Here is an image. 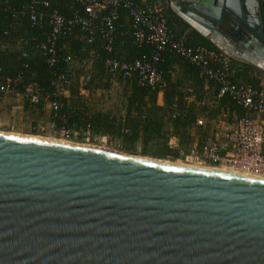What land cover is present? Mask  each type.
<instances>
[{"label":"water","instance_id":"obj_1","mask_svg":"<svg viewBox=\"0 0 264 264\" xmlns=\"http://www.w3.org/2000/svg\"><path fill=\"white\" fill-rule=\"evenodd\" d=\"M170 2L264 59V0ZM0 264H264V178L0 133Z\"/></svg>","mask_w":264,"mask_h":264},{"label":"trees","instance_id":"obj_2","mask_svg":"<svg viewBox=\"0 0 264 264\" xmlns=\"http://www.w3.org/2000/svg\"><path fill=\"white\" fill-rule=\"evenodd\" d=\"M29 1L0 0V80L11 78L16 82V90L20 93L25 92L30 82H36L40 88L41 99L33 103L28 97H24L25 108L34 112L43 111L47 103L58 101L60 109H51L56 128L90 130L102 135L123 137L125 141L132 143L139 140L144 146L157 141L165 147L162 157L174 153L175 157H179L177 151L181 147L189 152L198 138V147L202 148L214 136L213 121L225 118L223 120L231 125L236 118L245 114V110L238 106L229 94L220 95L221 86L212 80L208 81L200 67L168 48L161 51L160 59L155 63L162 75L161 87L153 89L140 86L136 80L118 77L116 79L125 82V115L101 110L93 112L89 101L80 94V76L84 72L80 74L81 69L79 72L73 71L72 61L77 58L81 65V61L94 52L92 77L84 88L90 91L108 89L114 78L107 68L106 60L114 56L122 58L116 52L117 43L124 42V48L130 55V58L125 59L152 60L156 46L139 45L135 41L132 21L128 16L129 27L123 26L122 13L116 23L113 52L109 53L105 49L106 41L101 38L100 32H97L94 41L88 44L81 29L76 27L70 35L60 39L58 47L61 58L56 65L50 66L41 49L42 44L46 42L45 34L49 30L47 13L56 9L70 18L77 13L84 14L85 9L81 3L74 0H47L50 6H42L46 14L38 25H32L26 13H20L13 18V11L19 12ZM162 3L168 27L177 40H183L188 46L205 45L219 51L210 37L197 31L173 10L170 0H162ZM262 14L264 22V3ZM19 40L21 49L28 53L26 58L21 56L22 50L16 46ZM69 54L73 57L71 62L63 59ZM231 68L234 71V80L255 86L261 83L260 77L264 76L263 71L247 63L236 67L231 60ZM60 73L72 80L66 87L70 91V97L59 94L53 83ZM160 95L162 101H158ZM208 101L215 103L209 106ZM202 114L207 117V121L197 125V120ZM193 127H196L197 135L190 131ZM172 137L178 139L179 150L169 147L168 143Z\"/></svg>","mask_w":264,"mask_h":264},{"label":"built area","instance_id":"obj_3","mask_svg":"<svg viewBox=\"0 0 264 264\" xmlns=\"http://www.w3.org/2000/svg\"><path fill=\"white\" fill-rule=\"evenodd\" d=\"M74 1L84 6V14L77 13L67 18L56 9L47 13L49 30L45 34L46 42L42 44L41 49L47 56L50 66L56 65L61 58L58 47L60 39L66 38L76 27L81 29L83 38L88 44L92 43L96 33L100 32L101 38L106 41L105 49L109 53L113 52L116 23L122 13H125L132 21L135 41L139 45H155L156 50L152 60L125 59L117 56L108 58L106 65L112 77L136 80L140 86L156 89L163 85L162 75L155 65L160 59L162 50L168 48L188 59L202 69L208 81L212 80L221 86L220 95L229 94L233 101L245 110V114L236 118L231 124L232 127L226 132L219 133L216 129L214 136L196 152L197 157L204 164L229 166L264 177V76L260 77L261 83L258 86L236 81L231 68L232 54L227 50L217 44L219 51L205 45L188 46L183 40H177L168 27L163 3L160 0ZM42 6L49 7L50 2L30 0L19 12L13 11L12 17L26 13L32 25H38L46 14ZM20 45L19 40L16 46L21 49ZM21 56L28 57L27 51L22 50ZM94 58L95 54L92 52L90 57L81 61L84 69V73L80 76L82 87L91 80ZM63 59L71 62L73 57L69 54ZM53 83L57 92L64 94L72 80L60 73ZM6 95L28 97L33 103L41 99L40 88L36 82H30L25 92L20 93L16 90V82L11 78L0 80V96ZM49 105L54 111H58L61 107L58 101L50 102ZM204 122L203 118L198 119L200 125ZM51 127L56 130L55 123H52ZM60 132L67 139H71L75 133L66 127H62Z\"/></svg>","mask_w":264,"mask_h":264},{"label":"rangeland","instance_id":"obj_4","mask_svg":"<svg viewBox=\"0 0 264 264\" xmlns=\"http://www.w3.org/2000/svg\"><path fill=\"white\" fill-rule=\"evenodd\" d=\"M232 58L237 57L232 55ZM243 61L247 64H251L246 60ZM253 66L264 72L262 68L255 65ZM72 67L75 72H79L80 69L82 70L80 62L77 58L72 61ZM124 89L125 82L117 79V81H113L111 83L110 88L106 90L105 94L107 95V97L105 96L107 107L111 108L113 113H117L119 115H122L126 105ZM214 103V101H208L207 105L212 106ZM201 117L204 121L207 119L204 114L200 115V118ZM223 119L220 118L219 120L213 121V129L215 128L214 133L216 132V129L219 133H224L232 127V125L225 124V122H223L225 120ZM52 123L55 122L52 119L51 108L48 103L45 106V110L34 112L25 108L23 98L0 96V133L66 140L74 144L92 146L144 158L163 159L186 165H201V160L197 157L196 151L190 150L188 152L183 147L180 149L178 140L176 139L170 140L168 145L171 148L180 149L177 151L179 157L174 156L176 153L167 154L165 157H162L161 155L165 152V147L162 143L157 141L144 146L139 140L132 143L125 141L123 137L102 135L92 131L89 133L87 131H78L73 134L71 139H65L61 135L60 128H56V130L52 129ZM43 127L45 128L43 129Z\"/></svg>","mask_w":264,"mask_h":264},{"label":"crops","instance_id":"obj_5","mask_svg":"<svg viewBox=\"0 0 264 264\" xmlns=\"http://www.w3.org/2000/svg\"><path fill=\"white\" fill-rule=\"evenodd\" d=\"M150 1H157V0H150ZM160 1H162V0H160ZM123 14H124L123 17H122V19L124 21V25L123 26L124 27H129L130 19L127 17V15H125V13H123ZM124 47H125L124 42L117 43V45H116V52H117V54H119V56L122 57V58H130L129 53L127 52L126 48H124ZM231 60L233 61V65H235L236 67H240V66L243 65V63H245L243 60H240V59H237V58H232ZM255 65L257 67H259V68H263L264 69V66L261 65V64L260 65L255 64ZM83 72H84V70L82 69L81 72H80V74L83 73ZM113 81H117V79H112L111 80V83ZM106 90L107 89H99V90L90 91V90L82 87V84L80 86V94L83 95L89 101V103L91 104V107L93 108V112H95L97 110H101V111H105V112L106 111L112 112L111 108H108L107 107V103H106V100H105V96L107 97V95H105L106 94ZM64 95L66 97H70V95H71L70 94V91L67 90L64 93ZM6 96L7 97H12V98H23L21 96H15V95H6ZM158 101H162V95L159 96ZM126 104H127V102H126ZM49 107H50V105H49ZM37 111H39V110H37ZM125 113H126V105H125V110L122 113V115H125ZM113 114H117V113H113ZM117 115H119V114H117ZM198 119H200V118H198ZM197 125H200L198 123V120H197ZM195 129H196V127L195 128L194 127L193 128H190V131L194 135H197ZM79 131H81V130H79ZM74 132H78V130H74ZM87 132L89 133L90 130H87ZM173 139L178 140L176 137H172L171 138V140H173ZM198 143H199V140H198V138H196V141L193 144L191 151H196L197 152V151L201 150V147H198Z\"/></svg>","mask_w":264,"mask_h":264},{"label":"bare ground","instance_id":"obj_6","mask_svg":"<svg viewBox=\"0 0 264 264\" xmlns=\"http://www.w3.org/2000/svg\"><path fill=\"white\" fill-rule=\"evenodd\" d=\"M202 28V27H201ZM220 47H222L220 45ZM261 58V57H260ZM258 58V57H253L252 58V63L254 64H258V65H263L264 66V59L263 58ZM261 60V61H260ZM32 137H38V138H43V139H50V140H57V139H53V138H45V137H39V136H32ZM67 139V138H65ZM57 141H61V142H66V143H71V144H74L72 142H68L66 140H57ZM150 159V158H148ZM170 162V161H169ZM201 165H196V164H193V165H189V166H196V167H203V168H208V169H216V170H221V171H226V172H233V173H238V174H243V175H253V176H257V177H261V178H264L262 176H258V175H255V174H252V173H249V172H245V171H242V170H239V169H236V168H233V167H229V166H214V165H209V164H204L203 162H201ZM177 164H180L179 162H177ZM183 165H186V164H183Z\"/></svg>","mask_w":264,"mask_h":264}]
</instances>
